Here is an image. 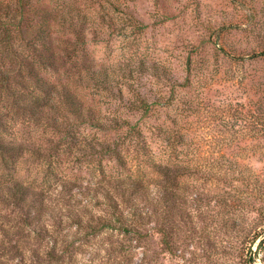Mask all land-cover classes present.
Wrapping results in <instances>:
<instances>
[{"label":"rangeland","instance_id":"374dc122","mask_svg":"<svg viewBox=\"0 0 264 264\" xmlns=\"http://www.w3.org/2000/svg\"><path fill=\"white\" fill-rule=\"evenodd\" d=\"M2 1L18 13L14 0ZM22 1L73 17L72 28L52 24L60 58L50 80L70 83L104 126L118 117L137 123L149 147L139 161L149 154L189 172L176 186L151 183L152 214L143 220L150 237L130 244L133 262L141 251L148 264H250L258 255L264 262V0ZM88 70L107 76L113 90L90 87ZM142 98L147 116L128 109ZM5 122L35 147L58 144L53 158L46 151L19 159L27 182L76 183L69 197H93L103 183L101 155L87 149L117 143V132L69 117L59 134L28 112ZM102 166L119 168L107 156Z\"/></svg>","mask_w":264,"mask_h":264},{"label":"trees","instance_id":"16d2710c","mask_svg":"<svg viewBox=\"0 0 264 264\" xmlns=\"http://www.w3.org/2000/svg\"><path fill=\"white\" fill-rule=\"evenodd\" d=\"M14 2L18 13L0 0V264H148L145 251H141L137 263L133 262L136 247L130 244L146 242L150 237V232L143 229V220L152 214L147 208L153 204L149 203L150 185L176 186L189 172L149 154L139 161L140 152L149 151V147L137 123L118 117L104 126L97 121L95 109L83 103L70 83L50 80L48 73L57 68L60 58L53 45L52 24L72 28L69 11H61L57 19L54 11L41 10L22 0ZM36 17L39 22H34ZM88 73L90 87L113 90L107 76L102 78L101 72L90 70ZM119 91L122 93V89ZM128 109L141 111L144 116L149 112L143 98L129 104ZM26 112L40 117L57 133L72 117L101 132L119 134L117 143H102L98 151L91 145L87 149L90 154L101 155L103 182L95 187L89 201L81 203L69 197V186L79 190L76 183H56V188H47L45 183L23 178L19 159L27 153L45 158L46 151L53 158L58 145L56 139L49 140L53 142H48L51 145L44 150L31 140L14 137L5 121ZM106 156L113 159L118 170L107 172L102 166ZM152 200L160 203L161 193L154 194ZM154 230L164 236L160 227ZM162 243L168 244L164 238Z\"/></svg>","mask_w":264,"mask_h":264},{"label":"built area","instance_id":"2783aa9c","mask_svg":"<svg viewBox=\"0 0 264 264\" xmlns=\"http://www.w3.org/2000/svg\"><path fill=\"white\" fill-rule=\"evenodd\" d=\"M253 264H264L260 255L254 258Z\"/></svg>","mask_w":264,"mask_h":264}]
</instances>
